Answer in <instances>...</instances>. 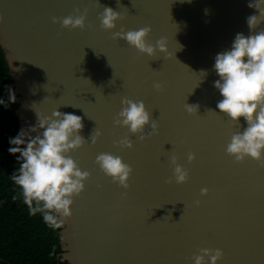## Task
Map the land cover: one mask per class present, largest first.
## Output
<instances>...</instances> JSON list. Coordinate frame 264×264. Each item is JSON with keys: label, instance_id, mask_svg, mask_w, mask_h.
Wrapping results in <instances>:
<instances>
[{"label": "water", "instance_id": "obj_1", "mask_svg": "<svg viewBox=\"0 0 264 264\" xmlns=\"http://www.w3.org/2000/svg\"><path fill=\"white\" fill-rule=\"evenodd\" d=\"M248 3L0 0V48L20 129L35 125V111L50 116L58 109L82 118L85 140L93 130L101 133L95 145L86 142L71 154L90 178L58 232L59 261L192 264L201 249H219V264H264V160L237 163L226 154L232 134L241 129L219 113L222 97L213 87L215 56L230 49L237 33L249 34L246 18L256 12ZM105 7L122 17L113 31L100 24ZM86 8L83 30L52 22ZM144 27L151 29L148 43L166 40L167 57L149 58L113 39L121 29ZM126 98L142 101L158 126L143 142L114 126ZM186 104L198 105L197 114H188ZM126 136L131 150L117 145ZM104 152L133 169L128 190L95 164ZM173 157L188 172L182 185L173 179Z\"/></svg>", "mask_w": 264, "mask_h": 264}, {"label": "clouds", "instance_id": "obj_2", "mask_svg": "<svg viewBox=\"0 0 264 264\" xmlns=\"http://www.w3.org/2000/svg\"><path fill=\"white\" fill-rule=\"evenodd\" d=\"M181 2L191 3V0ZM248 7L256 12L246 18L249 34L245 36L237 33L230 49L218 53L213 65L218 77L213 87L222 97L216 108L234 126L241 129L232 134L225 149L226 154L237 163L248 158L264 160V29L258 30L261 22H264V0H249ZM86 15V10L84 13L76 10L75 15L60 19L53 17L52 22L59 23L66 30H83ZM121 19L120 14L109 7H105L99 17L102 28L107 31H113ZM2 22L3 19L0 18V23ZM150 32L149 27L134 31L121 29L114 33L113 39L124 40L130 47L149 58L156 57L157 53L167 57L169 50L166 40L160 39L152 45L147 42ZM200 74L203 77L207 75L205 71ZM154 88L160 91L161 85L155 84ZM7 93V102L0 99V106L5 108L16 102L11 87L7 88ZM198 107L186 104L185 110L190 115L197 114ZM35 114V125L27 129L21 128L16 136L8 139V154L15 157L18 164L10 179L19 190L18 196L27 206L29 214H39L48 228L60 230L72 217L74 198L83 193L85 182L90 178V173L82 170L71 154L86 142L90 141L95 145L101 133L93 130L89 139L85 140L81 135L84 127L82 118L73 113H64L57 109L50 116L37 111ZM113 123L116 127L127 129L131 136L138 137L141 142L158 131V126L151 120V113L145 104L127 98L121 101V110ZM148 128L151 130L146 131ZM117 145L120 149L133 148V143L127 136L120 139ZM187 159L191 163L195 156L190 153ZM95 164L114 184L124 190L129 189L133 169L120 156L100 153L96 156ZM171 164L175 183H186L188 172L185 168L175 157L171 159ZM200 194L206 196L208 190L203 188ZM12 198L15 200L17 196ZM200 252V255L192 257V264H219L223 258L219 249H201Z\"/></svg>", "mask_w": 264, "mask_h": 264}, {"label": "trees", "instance_id": "obj_3", "mask_svg": "<svg viewBox=\"0 0 264 264\" xmlns=\"http://www.w3.org/2000/svg\"><path fill=\"white\" fill-rule=\"evenodd\" d=\"M11 83L0 48V99L6 102ZM16 108V103L8 104L7 108L0 106V264H67L58 259L59 230L48 228L39 214H29L10 179L18 168L16 158L7 151L9 137L20 130Z\"/></svg>", "mask_w": 264, "mask_h": 264}, {"label": "snow or ice", "instance_id": "obj_4", "mask_svg": "<svg viewBox=\"0 0 264 264\" xmlns=\"http://www.w3.org/2000/svg\"><path fill=\"white\" fill-rule=\"evenodd\" d=\"M85 10H86V12H87L88 9L86 8ZM262 163H264V162H262Z\"/></svg>", "mask_w": 264, "mask_h": 264}]
</instances>
